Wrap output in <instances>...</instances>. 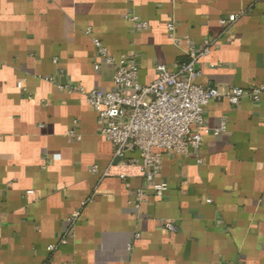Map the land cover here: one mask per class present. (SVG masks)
<instances>
[{"label":"crops","instance_id":"crops-1","mask_svg":"<svg viewBox=\"0 0 264 264\" xmlns=\"http://www.w3.org/2000/svg\"><path fill=\"white\" fill-rule=\"evenodd\" d=\"M129 15L149 29L134 32ZM217 37L195 83L264 85V0H0V264H264V95L211 101L198 155L164 156L150 183L114 158L83 97L57 87L114 89V68L94 69L96 41L116 59L137 54L147 85L158 64L173 70Z\"/></svg>","mask_w":264,"mask_h":264},{"label":"built area","instance_id":"built-area-1","mask_svg":"<svg viewBox=\"0 0 264 264\" xmlns=\"http://www.w3.org/2000/svg\"><path fill=\"white\" fill-rule=\"evenodd\" d=\"M240 15H229L227 19L221 20V24L225 28L229 27ZM126 18L132 22L134 32L145 31L150 27L136 16L129 15ZM166 30L171 44L181 47L183 42L176 36L174 19L167 23ZM225 34H228L229 39L232 38L226 31L223 32ZM219 40V37L203 40L199 53L189 45L185 53L188 59L176 61L173 70L158 64L156 78L147 85L139 81L137 54H121L116 59L101 42L96 41L98 60L94 63V69L98 70L102 64L112 66L114 89L102 92L71 83L59 84L57 87L68 94L78 93L83 97L96 112L99 134L112 145L114 158L119 164L137 167L145 181L151 183L162 170L164 156L198 155L203 134L207 132L204 128V107L211 101L226 99L230 104L237 105L242 99H248L258 103L264 95V85L221 88L218 84L195 83L198 72L196 66L210 54ZM213 132L217 134L219 131L215 129ZM68 135L79 138L73 129ZM133 153L139 156L128 157V154ZM92 171L97 172V168ZM126 187L131 191L130 184H126ZM152 189L156 197H161L167 190V184L155 183ZM146 197L147 193L143 189H135L134 206L139 207ZM76 218L77 214L72 216L73 224ZM163 226L169 233L178 231V226L171 221H165ZM71 235L68 232L59 237L55 244L48 247V251L52 253L60 245L67 244Z\"/></svg>","mask_w":264,"mask_h":264}]
</instances>
